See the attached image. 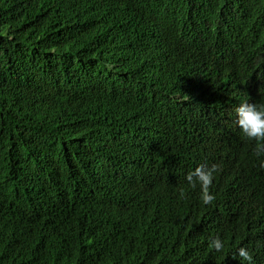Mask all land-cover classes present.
<instances>
[{
  "label": "trees",
  "instance_id": "16d2710c",
  "mask_svg": "<svg viewBox=\"0 0 264 264\" xmlns=\"http://www.w3.org/2000/svg\"><path fill=\"white\" fill-rule=\"evenodd\" d=\"M244 101L264 0H0V264H264Z\"/></svg>",
  "mask_w": 264,
  "mask_h": 264
},
{
  "label": "clouds",
  "instance_id": "9594fccd",
  "mask_svg": "<svg viewBox=\"0 0 264 264\" xmlns=\"http://www.w3.org/2000/svg\"><path fill=\"white\" fill-rule=\"evenodd\" d=\"M234 123L240 130L242 136L248 141L255 142V154L257 157H264V104L250 103L244 101L234 110ZM264 167V164L261 165ZM219 167L215 164L211 166L200 165L187 174L186 180L190 187H199L200 199L203 205L210 206L216 197L211 191L215 175ZM184 195V190L180 189V196ZM212 250L222 253L225 249V242L219 238H213L210 243ZM236 255L243 264H252V254L245 247H239Z\"/></svg>",
  "mask_w": 264,
  "mask_h": 264
}]
</instances>
